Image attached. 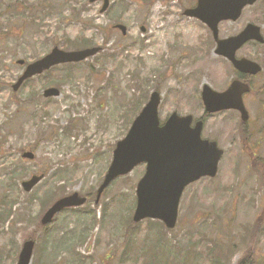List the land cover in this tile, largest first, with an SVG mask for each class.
<instances>
[{
  "label": "rangeland",
  "instance_id": "374dc122",
  "mask_svg": "<svg viewBox=\"0 0 264 264\" xmlns=\"http://www.w3.org/2000/svg\"><path fill=\"white\" fill-rule=\"evenodd\" d=\"M110 2L99 13L101 2L88 0H0V264H16L43 211L74 192L89 197L86 206L64 210L36 233L32 264H238L250 245L253 262L264 264V185L253 171L256 159H264V45L248 43L237 52L261 65L243 98L249 121L241 129L238 113L208 115L202 107L203 84L221 92L238 75L213 53L207 28L183 16L196 0ZM247 24L264 37V0L220 24L219 37ZM116 25L126 27L125 36ZM101 46L88 61L50 69L11 90L24 70L19 60L34 63L53 47ZM49 87L59 97L44 98ZM154 91L161 124L172 112L202 117V137L224 152L216 178L183 193L172 231L131 221L143 164L93 203L114 145ZM28 152L34 159L22 158ZM42 173L41 184L24 193L20 183ZM258 220L252 243L246 228ZM229 245L234 254L227 261Z\"/></svg>",
  "mask_w": 264,
  "mask_h": 264
},
{
  "label": "water",
  "instance_id": "95a60500",
  "mask_svg": "<svg viewBox=\"0 0 264 264\" xmlns=\"http://www.w3.org/2000/svg\"><path fill=\"white\" fill-rule=\"evenodd\" d=\"M89 3L102 2L99 13H104L110 0H88ZM257 0H198L196 7L186 10L184 15L201 21L211 32L215 41L214 53L225 58L240 74L256 76L260 72L259 64L248 59L237 58L236 51L248 42L264 43L261 29L247 24L244 30L232 37L219 39L218 25L223 21H236L246 6H252ZM122 35L126 28L117 25ZM100 47H90L79 51L65 52L58 48L34 63L26 65L24 73L12 86L16 91L26 79L47 72L52 67L80 63L91 59L101 52ZM20 66L24 61L17 62ZM250 91L249 84L239 80L230 83L225 92L218 93L203 85L201 98L203 107L208 114L234 110L240 113L243 123L248 121V114L243 106V95ZM45 98L59 97L58 91L48 88L43 93ZM158 93L150 94L148 103L142 107L138 116L131 122L127 135L117 141L112 152V161L107 168L102 184L97 188L94 203L97 204L104 190L119 176L129 174L136 166L145 164V172L136 185V206L132 216L134 223L144 219L159 220L167 229L176 225L180 197L188 184L201 178H214L218 162L223 152L215 142L201 139L203 122L197 121L192 127V117H179L175 112L163 124L158 119L160 103ZM31 152L23 154L24 159H33ZM43 175L31 176L23 181L22 188L29 193L43 179ZM86 198L77 192L55 201L42 215L40 225L50 224L54 215L65 208L81 207ZM33 241H26L21 247L17 264H30L33 253Z\"/></svg>",
  "mask_w": 264,
  "mask_h": 264
},
{
  "label": "trees",
  "instance_id": "16d2710c",
  "mask_svg": "<svg viewBox=\"0 0 264 264\" xmlns=\"http://www.w3.org/2000/svg\"><path fill=\"white\" fill-rule=\"evenodd\" d=\"M82 46H85V45H82ZM242 128L244 129L243 125H242L241 129ZM255 162L256 163H254L253 171L257 174V176H258V178L260 180V183L262 185H264V159H261V160L256 159ZM158 224H159V226L163 227L160 223H158ZM34 228H35V233H37V232L43 231L45 227H43V228L40 227L39 224L36 222L34 224ZM246 229H247L246 231L248 233L247 234L248 238L253 243L255 241V237H256L257 232L260 230V228H259V220L256 221L254 223V225H252L250 227H247ZM35 233H33V239L37 240ZM224 253H226L227 254L226 256L229 257V258L226 259L227 261H229V259L234 254V247L232 249L231 245L225 246ZM253 256H254L253 247H252V245H250V246L247 247V249L245 250L243 256L239 259V261L237 263L238 264H255L253 262Z\"/></svg>",
  "mask_w": 264,
  "mask_h": 264
},
{
  "label": "flooded vegetation",
  "instance_id": "af4514ba",
  "mask_svg": "<svg viewBox=\"0 0 264 264\" xmlns=\"http://www.w3.org/2000/svg\"><path fill=\"white\" fill-rule=\"evenodd\" d=\"M253 78H254V77H253ZM251 80H252V79H250V78L247 79L248 84H250V86L252 87ZM11 90H12V86H11ZM12 91H13V90H12ZM16 91H17V90H16Z\"/></svg>",
  "mask_w": 264,
  "mask_h": 264
}]
</instances>
